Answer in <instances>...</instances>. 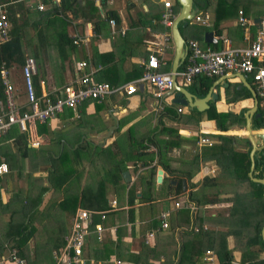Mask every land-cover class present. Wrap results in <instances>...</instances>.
Wrapping results in <instances>:
<instances>
[{
    "label": "trees",
    "instance_id": "trees-1",
    "mask_svg": "<svg viewBox=\"0 0 264 264\" xmlns=\"http://www.w3.org/2000/svg\"><path fill=\"white\" fill-rule=\"evenodd\" d=\"M106 1L107 0H99L100 6L104 8L106 6ZM194 1L198 6L203 7L204 11H210L213 14L212 26L214 28H217V25L221 21L231 19L234 15H237L238 10H241L243 15L246 16L251 7L253 8V0ZM44 2H49V0H44ZM144 2L147 5V11L144 13H141L142 10L137 11L136 17L131 19L130 25H136L140 28L150 27L153 32L160 31L161 25L158 23V20L161 12L156 11L152 13L151 10L153 6L148 1ZM0 3L6 4V11L10 22L8 39L0 44V64L4 63L7 67L13 68V66H17L18 68L23 62L25 56L24 50L27 49L29 51L27 55H31L36 61L37 73L32 77V82L35 93L39 94L40 82L43 80V75L45 73L43 64L44 59L40 52L45 51L47 56H52L54 60H58L57 62L51 60L53 68L55 72H57L58 69L61 71L69 55L75 53L77 45L72 42V39L69 38L65 32V25L67 23L56 13L53 14L50 10H34V13L31 11L29 12L23 0H0ZM199 3H201V5H199ZM175 4L178 5L177 2H175ZM73 5L80 7V3L77 0H61L59 4L61 13L64 14L66 10H72L73 12ZM81 6L84 10H87V15H85L87 17L86 20L92 21V31L96 34L102 29H105L104 24L108 18L112 17L117 21L115 11L111 9H102L103 16H101L93 0H88ZM133 7V2L129 1V3H126L125 9L128 11ZM20 9H25L26 15L24 14L22 17L16 18L15 13ZM173 11L176 12L177 8H173ZM50 14L55 18L53 22L48 21L45 23L41 20L45 15L50 16ZM36 15L37 19H35ZM151 20H154L156 23L151 24ZM30 22L34 23L33 29L35 28L33 31L35 37L34 43H30L24 38V29L29 25L31 26ZM37 24L38 26L36 27ZM250 28H252L250 30V35L253 36L254 26ZM216 32H218V29H216ZM120 40L124 42L123 37ZM43 45H46V47H43ZM97 55L102 58L101 61L103 62L104 55ZM86 61L90 63L89 59H86ZM141 71L142 70L139 69L135 75H140ZM72 76H70V78ZM56 78L58 83L63 80L61 73H58ZM96 80L105 81L99 79L98 76ZM13 81L15 86L20 88V86H17L15 83V78ZM211 81L212 78L198 76L191 81L189 87L192 88V91L197 96L203 97ZM106 82L111 85H117L113 80ZM224 91L227 101H235L243 95L246 97L249 96V91L245 87L237 89L236 86L232 84H228ZM228 93H231L232 96L229 97ZM257 111L260 115L252 117V129L264 128V107H258ZM189 113L192 117H195L196 121L200 120L202 115L206 113V118L213 119L216 128L219 130H226L227 126L233 121V119L230 118L231 113H217L212 106L205 111H197L192 108ZM236 120L241 123L244 122L241 115L237 116ZM54 133L55 131H50L46 124H33L28 133L18 131L16 127H12L7 134V137L10 138L9 143H4L0 147V155L3 156L7 164V175L12 182L7 201L5 203L0 202L1 212H8L9 214L4 228L0 230V255L6 251L7 246H11L16 249L17 255L23 258L26 264H51V251L59 248L63 244V236L65 233L62 221H52L51 226L43 229L44 231L47 230L45 232L46 236L44 237H41L42 235L37 236L40 229L34 224L38 212L36 206L39 201H41L42 194L47 191L49 187L54 193L68 186V184L76 180L77 171L81 169L79 166H81L84 160L88 162V165L91 167L92 163H95L97 164L96 168H99L100 177L94 182V185H85L83 189H89L88 193L81 194L80 192V198L64 194L62 199L56 197L55 203L58 204V212H62L66 209L71 215L78 207L103 210L107 208L104 189L103 191H99L103 181L106 180L109 183L116 184L122 179L121 173L126 170V165L128 163L132 164L133 170L148 166L150 163V161L139 159V154L137 152L139 148L138 143L132 142L130 140L131 137L126 136L128 140L126 146L117 147V149H113V145L116 143L115 140L106 146H98L90 142H84L78 144L76 147H72V145L67 146L65 144L61 146L59 141L63 137H56ZM214 137L220 141L214 151L218 157L219 165L224 169V139L231 142L233 137L224 134H216ZM243 140H245V138H243ZM30 141H38L39 144L46 145L47 149L43 148L44 152L42 154H37L34 151V157H32L29 151L34 147L27 145ZM53 142L55 143V146L53 145L55 148L54 153L48 150L49 146L47 147L49 144L52 145L51 143ZM38 155H41V158ZM238 155L241 158V163L239 169L235 168V179L239 181L238 174L242 173V178L244 179L240 182L245 181L248 190L245 187H239L240 190L237 192L234 191L230 197L231 204L225 209L221 208L214 211L212 215L209 214L208 210L202 209L201 206L206 203L219 202L220 200L216 196L211 198L204 197V195L198 197L199 195L197 196L193 193H189L188 199L194 201V205L196 206L195 211L183 206L171 213L169 212L167 217L168 226L164 228L167 233H164L165 236L162 234L154 238L159 240L160 236L162 238L160 241H163L162 243L177 244L176 247L169 249L168 252L165 250H158L157 241L152 242L153 239H150L144 242L146 231L142 234V242L139 245V250L136 253L128 252L121 241L125 233V228L119 227L118 225L114 232L115 238H112L109 232H105L103 240L99 243L93 235L89 236L87 247L83 252L85 264H89L91 261L95 264H97V262L105 264L109 262L110 256H114L116 260H128V262H132V264H152L150 261H153L155 258L161 260L160 264H204L203 257L207 250L212 252L216 264H264L263 256L258 257L257 253L249 251V248L257 244L259 250L264 252V243L260 237V229L264 224V203L261 195L262 185L247 176L250 165L247 152L245 151ZM66 158L71 160L66 161ZM219 158H222V160H219ZM23 160L27 162L26 168L22 165ZM256 160L257 161L254 162V169H256L258 173L253 176L262 178L264 173V149L261 150L259 158ZM36 171L46 172V182L44 185H42V181L39 179V185H41L38 187L35 186L34 180L32 179L36 177H33L31 174ZM154 174V167L151 166L143 173H138L136 181L127 188L126 202L129 206L127 210V221L131 220L130 215L132 211H134L132 207L134 199H137L139 202L147 198L145 193H147L148 196L152 195V190L155 185ZM23 177L28 180L25 189L17 186L18 180L16 179H21ZM204 180L202 182H204ZM35 183H37V181ZM179 185L180 184L177 183V186ZM137 187H141V189L137 191ZM160 187L162 188V186ZM90 189L96 190L91 191ZM179 192L180 190L177 189L173 194L177 195ZM243 195H246L247 199H245ZM17 198L21 199L22 205L15 208L12 204ZM64 203L65 205H63ZM172 206L171 204V208ZM111 213L113 212H109L107 215ZM95 220H98L97 215L95 216ZM106 220L103 221L104 224H107ZM246 221L249 222L246 223ZM158 224V218L154 216L147 226L154 231ZM193 225H197L198 229L193 230ZM204 225L205 228H203ZM180 227L182 229L178 231V246V241L174 237L173 230ZM159 230L157 229L155 231L157 232ZM155 231L153 234H155ZM229 236H234L235 243H233V246H237L240 239L244 240V248L241 249L240 258L236 263L230 248L227 247V237ZM4 244L6 246H4ZM158 254L160 257H158Z\"/></svg>",
    "mask_w": 264,
    "mask_h": 264
},
{
    "label": "crops",
    "instance_id": "crops-1",
    "mask_svg": "<svg viewBox=\"0 0 264 264\" xmlns=\"http://www.w3.org/2000/svg\"><path fill=\"white\" fill-rule=\"evenodd\" d=\"M77 1H79L80 7L73 5V12L72 10H66L64 14H62L59 8L60 15L57 14L67 23L65 25L67 36L71 39L72 36H75L76 39L79 40L75 43L77 49L75 53L69 55V58L64 62L61 71L58 69L53 75H49V73L43 75L40 87H42L44 91L60 87L64 84L74 73V62L81 59H89L90 66L95 69V79L98 76L99 79L105 81L113 80L117 85L130 82L140 76L135 74L139 69L142 70V62L146 59L148 53L146 47L149 45V38L153 37V34H159L162 32H168L170 34L171 25L165 27L160 24L159 20L158 23L161 25V29L157 32H153L150 27L140 28L136 25H130L131 19L136 17L137 11L142 10L141 13L147 11V5L144 1H148L153 6L151 10L152 13H155L156 11L162 13L164 8L162 7L160 0H107L104 8L100 6L99 2L96 3V1L93 0L94 4L100 9V11L111 9L115 11V14L117 15V21L113 18L115 21V33L111 32L107 22H105V29H102L97 34L92 31V21L86 20L87 17L85 15H87V10H84L81 6L87 0ZM126 1L133 2L134 4V7L130 8L128 11L125 9ZM175 2L176 1L172 2L171 7L174 17L180 10L179 4L177 3L178 5H176ZM173 8H177V11L174 12ZM252 9L253 8L251 7L246 17L256 22L258 18L264 14L258 15ZM204 12L207 13L211 19L209 25H203L197 22L202 25V29L196 33V37H188V39L196 40L201 47L209 46L211 48H219L220 42L216 38L218 35L230 38L232 45H244L246 43L245 37H251V26L243 27L235 20L230 21V19H226L221 21L217 25V28H214L212 26L213 14L210 11H203V13ZM24 14L26 15V10L20 9L16 11L15 17H22ZM99 14L101 15L100 12ZM194 14H196V12ZM51 15L52 14H50V16L45 15L41 20L45 23L48 21L53 22L55 18ZM35 19H37V15L35 16ZM30 23L31 27H33L34 23ZM154 23L156 22L151 20V24ZM37 26L38 24L36 27ZM178 28L182 35L180 23H178ZM216 29H218V32H216ZM206 31H210L212 39H214L209 43H206L203 39V33ZM122 37L124 38V42L120 40ZM30 43H34V41ZM171 45L172 47L163 54L166 63L160 66L159 69L162 71H171V62L173 58L172 41ZM43 47H46V45H43ZM40 53L42 56L43 51ZM97 54L104 55L103 62L101 61L102 58L98 57ZM46 57L49 62L50 59L52 61H58L47 55ZM48 66H44V69L45 71L47 70V72H49V68H47ZM58 73H61V76L63 77V80L60 83L56 80ZM235 75L236 73H229L228 75L221 76H209L208 78H212L209 87L213 81L220 80L219 83L212 88V91L216 96L213 99H209L202 110H197L195 107H192L197 111H205L212 106L217 113H231L230 118H232L233 121L227 126L226 130L217 129L214 120L206 118V113L202 115L200 120L196 121L195 117H192L189 113L192 108H189L186 105L176 104L172 101L175 96V91L169 94L171 89L164 92L161 98L155 99L151 94L152 87L146 84H137L136 91L130 95H126L123 92H114L99 102L94 100L86 101L78 108L77 116H73L74 113L70 109H65L62 113L57 114L55 118L47 123L50 130H54L60 126L58 128L63 129L65 134L67 133L65 138H61L59 141L61 146L65 144L67 146L72 145V147H76L78 144L84 142H90L93 145L98 146H106L115 140L116 143L113 145V149H117V147L126 146V142H128L126 139L127 136L131 137L130 140L132 142L138 143L139 148L137 152L139 154V159L150 161L148 166L139 167L136 170H133L132 164L128 163L126 165V171L129 176L128 182H125L122 178L116 184L107 182L104 185L105 190L108 187L111 188V185L118 188L122 187V191L125 193V198L122 202H119V200L114 197L110 199H115L118 207L113 213L107 216L106 223L108 225H119V227L121 226L125 228V233L122 236L121 241L128 252L136 253L139 250V245L142 242V234L151 230L147 225L152 217L157 216L158 212L163 209L168 210L170 213L175 211L177 208H171V204L173 205L176 200L183 202V205L185 206L188 204L194 205V201L188 199L189 193H193L197 196L199 195L198 197L203 195L207 198L216 196L220 200L219 202L206 203L201 206L202 209L208 210L209 214L212 215L214 211L221 208L225 209L231 204L230 197L234 193L236 187H245L248 190L245 181L240 182L244 179L242 178V173L238 174L239 181L235 179V168L239 169L241 163V158L238 155L239 153L247 152L250 161L247 176L250 178H257L253 176L258 173V171L254 169V162L259 158L261 150L264 149V144L262 139H260L256 133L264 134V128L251 129L253 140L256 143L255 145L257 148H260L253 151V153L257 154V157L253 158L251 161L250 154L252 146L246 136L244 115L254 106V97L251 95L249 89H247ZM247 82L252 87L250 81L247 80ZM224 83H226V85H224ZM176 84L179 85V82H176ZM228 84L235 85L237 89L245 87L249 91V96L246 97L243 95L235 101H227L224 89ZM182 87L195 97H200L192 91V88H190L189 85ZM228 96L231 97V93H228ZM177 107L181 108L180 112H176ZM258 107L263 108L264 105L257 98V104L252 117L260 115L257 111ZM254 114L258 115L254 116ZM239 115L243 117V123L236 120ZM74 120H76L77 123H72ZM216 134H224L233 137L231 142L224 139V169L219 165L218 157L214 151L217 148L216 146L220 143L219 139L214 137ZM204 136L208 140L202 143L199 139ZM243 138H245V140H243ZM51 144V147H48V145L47 147L50 152L54 153L55 149L53 145H55V143L53 142ZM40 145L41 144H38L36 147H39ZM219 160H222V158H219ZM151 166L154 167L155 176L156 170H161V181L160 183L155 182L152 195L148 196V194L145 193L147 198L139 202L137 199H134V204L132 206L134 211H132L130 215L131 220L127 221V210L129 209V206L126 202V190L134 181H136L138 173H143ZM79 168H81V175L78 178L80 188L85 187L87 184L94 185L95 181H93V177H100V171H98L99 168H92L85 160L81 163ZM89 172H91V176H89ZM37 173L38 171L34 173V176H36ZM44 173L46 176V172ZM7 174L8 172L0 177L1 203L7 201L9 190L12 186L11 179L8 178ZM221 175L223 178H221ZM262 178H264V173ZM203 180L204 182H202ZM177 183L180 185L177 186ZM222 183L223 185H221ZM17 186L20 187L19 185ZM160 186H162V188ZM140 189L141 187H137V191ZM177 189H179L180 192L177 195H174L173 193ZM182 207L183 206L178 208ZM157 208L159 210L153 215V210ZM3 214L4 216L9 215L8 212ZM248 222L249 221H246V223ZM181 229L182 228L180 227L173 230L174 237L178 241V246V231ZM164 233H167L165 229H161L157 232L155 231V234H153L148 241L150 239H153L152 242L157 241L158 244H161V246H158L157 244V249L167 251V247H171L173 244L170 243L169 245H166V243H162L163 241H160V239H162L160 236L159 240L154 239L158 237V235ZM113 237L115 238V235H113ZM243 241V239H240L239 244L233 246V243H235L234 236L227 237V247L230 248L235 263L240 258L241 249L244 248ZM249 251L257 253L258 257H264V252L259 250L257 244L249 248ZM206 255L207 254L205 253L204 256ZM110 257L113 258L114 256ZM115 261L119 264H132V262H128V260L115 259ZM203 262L204 264H209V262ZM93 263L94 262L91 261L90 264ZM97 264L100 263L97 262Z\"/></svg>",
    "mask_w": 264,
    "mask_h": 264
},
{
    "label": "built area",
    "instance_id": "built-area-1",
    "mask_svg": "<svg viewBox=\"0 0 264 264\" xmlns=\"http://www.w3.org/2000/svg\"><path fill=\"white\" fill-rule=\"evenodd\" d=\"M61 0H31V7L36 11L50 10L60 15L59 4ZM96 3L99 0H95ZM163 12L160 14V24L169 27L174 18L171 10L173 0H160ZM100 3V2H99ZM0 3V44L8 39L10 22L5 7ZM99 9V8H98ZM101 16H103L102 11ZM236 21L240 26H254L253 36L245 37L244 45H232L231 39L225 36H216L220 42L219 48L209 46L201 47L196 40H185V55L175 71H162L160 66L164 65L163 54L171 47V38L168 32L153 34L149 38L146 59L142 62V72L136 79L124 84L111 85L106 81L95 79V69L84 60L74 62V74L60 87L44 91L40 87V93L36 94L32 77L37 73L36 61L31 55H25L23 62L18 66L20 88L14 84L13 73L10 67L0 64V147L10 141L7 134L12 127L18 131L27 132L33 124H47L57 114L65 109H70L77 116L78 108L86 100L101 101L103 98L114 92H123L130 95L136 91L137 84H146L152 87V96L155 99L162 97V94L172 88L173 81H181L179 85L188 86L198 76H221L229 73H240L248 77L256 97L264 105V15L255 22L243 15L241 10L237 11ZM191 19L203 25H209L210 17L207 13L193 14ZM107 25L112 33L116 32L114 19L108 18ZM122 31V30H121ZM120 31V32H121ZM79 40L72 36V42ZM99 68V67H98ZM42 81L40 82V85ZM159 106V105H158ZM181 108L177 107L176 112ZM7 137V138H6ZM200 142L208 139L201 137ZM38 141H30L29 146H37ZM8 172V167L0 155V177ZM183 202L176 200L173 208H178ZM115 199L107 202V208L103 210L87 209L78 207L70 216L69 225L63 236V244L51 251V264H85L84 249L90 235L100 243L109 232L113 237L116 225L104 224L107 214L117 209ZM186 207L195 211L196 206L188 204ZM168 211L161 210L158 215V226L155 230L164 229L168 226ZM98 220H95V216ZM205 228V225L203 226ZM198 226L193 225V230ZM154 231L148 230L144 236L147 242L153 236ZM4 246H6L4 244ZM204 260L212 261L213 254L206 251ZM0 264H26L25 260L17 255L15 248L6 247V251L0 255Z\"/></svg>",
    "mask_w": 264,
    "mask_h": 264
},
{
    "label": "rangeland",
    "instance_id": "rangeland-1",
    "mask_svg": "<svg viewBox=\"0 0 264 264\" xmlns=\"http://www.w3.org/2000/svg\"><path fill=\"white\" fill-rule=\"evenodd\" d=\"M30 1L31 0H23V3H24V5L25 6H27V8L29 9V11H31V10H35V8H29V7H31V4H30ZM88 1V0H87ZM127 3H129V1H126ZM199 5H201V3H199ZM136 6H139V5H136ZM253 11H255L258 15H260V14H264V0H253ZM205 7V6H204ZM5 9H6V5H5V7H4ZM206 8V7H205ZM31 9V10H30ZM33 11H31L32 13H34ZM203 7H201V6H198V9H197V11H196V13H199V14H202L203 13ZM236 18H237V16L236 15H234L231 19H230V21H236ZM180 26H181V30H182V35L184 36V38H185V40H187L188 39V37H196V33H198V31H200L201 29H202V25L201 24H199V23H197V22H195V21H192L191 19L189 20H187V22H186V25L185 26H183V23L182 22H180ZM24 38H25V40L26 41H29V42H33V41H35V37H34V35H33V27H31L30 25L29 26H27L25 29H24ZM30 40H33V41H30ZM25 47V46H24ZM25 51V55H27L28 54V50L26 49V50H24ZM46 53H45V51H43V54H42V56H43V58H45L44 59V66H48L47 68H49V72H47V70L45 71V73L44 74H46V73H49V75L51 74V75H53L54 73H55V70H54V68H53V64H52V61H51V59H50V62L46 59L47 57H46ZM52 57V56H51ZM11 70H12V73H13V76H14V78H15V83L17 84V86H20V78H19V74H18V70H17V66H13V68H11ZM45 70V69H44ZM247 78V80L249 81V78L248 77H246ZM178 82L179 83H181V81L178 79ZM73 116H74V114H73ZM73 118V117H72ZM72 123H77L76 122V120H74ZM47 125V124H46ZM56 126V125H55ZM58 127H60V126H58ZM56 128V129H54V131H55V133H54V135L56 136V137H59V136H62L63 138H65V136H66V134H65V132L63 131V129H61V128ZM50 131H52L53 132V130H50ZM7 143H9V141L8 142H6V144ZM49 147H51V145L49 144L48 145ZM55 146V145H54ZM32 147V146H31ZM33 147H36V146H33ZM43 148H46V146L45 145H41V146H39V147H37V148H31L30 149V151H29V154H30V156H32V157H34V151H35V153H37V154H42L44 151H43ZM35 149H37V150H35ZM39 149H42V150H39ZM47 149V148H46ZM55 149V148H54ZM38 156H40V158H41V155H38ZM70 161L71 159H67L66 158V161ZM22 165L26 168V165H27V162L25 161V160H23L22 161ZM97 167V164H95V163H92V168H96ZM35 172H32V174L31 175H33V177H36L35 179H32V180H34V184H35V186H40L39 185V179H41V181H42V185H44V183L46 182L45 181V173H44V171H38V173H37V175L36 176H34L35 174H34ZM89 174V176H91V173L89 172L88 173ZM22 175H24V174H22ZM81 175V169H79L78 171H77V175H76V180H74L72 183H70V184H68V186H66V187H63V188H61L60 190H58V191H56V192H52L53 190H50V187L48 188L49 190H47V191H45L43 194H42V198H41V201H39V203H38V205L36 206V208L38 209V212H37V217H36V220H35V222H34V224L40 229V231H39V233L37 234V236H40V235H42L41 237H44V236H46V231H44L43 229H45V228H48L49 226H51L52 225V221H58V220H60V221H62V223H63V226H64V233H65V230L67 229V227H68V225H69V222H70V216H71V214L68 212V210H66V209H64L62 212H58L59 211V209H58V204L57 203H55V201H56V197H60L61 199H62V197H63V195L64 194H66V195H68V196H73V197H76V198H80V192H81V194L83 193H88V190L89 189H83L84 187H81L80 188V186H79V181H78V179H77V177L79 178V176ZM45 176V177H44ZM31 177V176H30ZM99 178V177H98ZM98 178H94L93 177V181H96ZM221 178H223L222 177V175H221ZM31 179V178H30ZM72 179H73V177H72ZM71 179V180H72ZM101 179V178H100ZM99 179V180H100ZM104 179V178H103ZM103 179H102V181H103ZM16 180H18V182H17V185H19L20 186V188H22V189H25V187H26V185H27V183H28V180L26 179V178H21V179H16ZM37 181V183H35ZM40 181V182H41ZM0 182H1V180H0ZM107 181L105 180V181H103V184H101L100 186H101V188H100V190L99 191H103V187H104V183H106ZM221 185H223V183L221 184ZM218 186V185H217ZM99 187V186H98ZM109 188V187H108ZM106 188V190L104 189V194H105V198H106V200L107 201H110V199L111 198H117L118 200H119V202H122V201H124V195H125V193L122 191V187L121 188H118V187H113L112 185H111V188ZM217 188V187H216ZM92 189V188H91ZM90 189V190H91ZM94 190H96V189H94ZM94 190H91V191H94ZM240 190V188H238V187H236L235 188V192H237V191H239ZM23 192V191H22ZM247 195V194H246ZM246 195H243V197L245 198V199H247L246 198ZM15 208H17V207H19V206H21L22 205V201H21V199H19V198H17L14 202H13V204H12ZM63 205H65V203L63 204ZM118 206V205H117ZM159 209L157 208V209H154L153 210V213L152 214H154L156 211H158ZM55 213H57V214H55ZM159 213V212H158ZM157 213V214H158ZM15 215H17V214H15ZM47 215V216H46ZM57 215V216H56ZM8 215H5L4 216V214L0 211V230L2 229V228H4V226H5V224H6V221L8 220ZM54 217H56V218H54ZM15 218H16V216H15ZM53 218H54V220H53ZM164 245V244H163ZM167 245V244H166ZM169 245V244H168ZM176 245L177 244H175L174 246L173 245H171V247H167V251L166 252H168V250L169 249H171V248H173V247H176ZM158 246H161V244H158ZM158 257H159V254H158ZM150 261V260H149ZM205 261V260H204ZM152 264H160L161 263V260H159V258H155L153 261H150ZM91 263V262H90ZM89 263V264H90ZM93 264H95V263H93ZM100 264H102V263H100ZM105 264H119L117 261H115V259H114V257L113 258H111L110 260H109V262L108 263H105ZM209 264H216V262H215V257L212 259V261H210L209 262Z\"/></svg>",
    "mask_w": 264,
    "mask_h": 264
},
{
    "label": "water",
    "instance_id": "water-1",
    "mask_svg": "<svg viewBox=\"0 0 264 264\" xmlns=\"http://www.w3.org/2000/svg\"><path fill=\"white\" fill-rule=\"evenodd\" d=\"M175 1L179 4L180 10L178 14L172 20L171 26H170V37H171V41L173 44V58L171 62V71L176 70V68L180 65L185 55V48H184L185 39L183 38V36L181 35L179 31L178 23L182 22L183 25H185L187 20L190 19L198 9V5L195 3L194 0H175ZM203 39L206 43H209L214 40L212 39V34L210 31H206L203 33ZM235 76H237L240 79L241 83L247 89H249L251 95L254 97V106L250 108L247 111V113L244 115L246 136L248 137L251 143V146H252L251 154H250L251 161H252L253 158L257 157V154L253 153V151H255L256 149H260V148H257L255 145L256 143L253 140L252 133H251L252 128L250 127V120H251V117L253 116V111L255 110V106L257 104V98H256L253 88L249 85L246 78L240 73H236ZM219 81L220 80L213 81L207 93L203 97H195L185 88L176 84V81L174 80L169 94L175 91L174 92L175 96L172 101L176 104H182V105H186L189 108L195 107L197 110H202L204 105L206 106L207 101L209 99H213L216 96V94L212 91V88L214 85H217ZM224 85H226V83H224ZM257 115L258 114H254V116H257ZM256 134L258 135V137H260V139H262L263 144H264V134L263 133H256ZM121 176L125 182L129 181L128 172L126 170L121 173ZM251 179L262 185V200L264 203V178H251ZM160 181H161V170L157 169L156 176H155V182L160 183ZM260 237L262 241L264 242V224L260 229Z\"/></svg>",
    "mask_w": 264,
    "mask_h": 264
},
{
    "label": "clouds",
    "instance_id": "clouds-1",
    "mask_svg": "<svg viewBox=\"0 0 264 264\" xmlns=\"http://www.w3.org/2000/svg\"><path fill=\"white\" fill-rule=\"evenodd\" d=\"M173 1H175V0H173ZM173 19H174V18H173ZM190 19H191V18H190ZM190 19H189V20H190ZM203 260H204V257H203ZM206 262H207V261H206Z\"/></svg>",
    "mask_w": 264,
    "mask_h": 264
}]
</instances>
